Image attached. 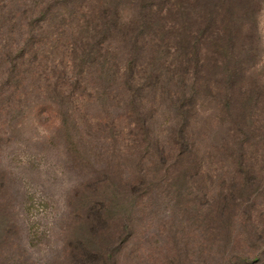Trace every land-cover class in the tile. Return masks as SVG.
Returning a JSON list of instances; mask_svg holds the SVG:
<instances>
[{"label":"trees","instance_id":"trees-1","mask_svg":"<svg viewBox=\"0 0 264 264\" xmlns=\"http://www.w3.org/2000/svg\"><path fill=\"white\" fill-rule=\"evenodd\" d=\"M253 1L0 0V9L26 12L20 16L30 20L27 27L32 28V39L20 56H43L38 70L45 67L40 81L44 95L71 98L76 89L83 102L127 106L121 116L134 118V129L143 137H134L130 147L144 149L142 159L149 162L136 176L140 184L131 193L152 195L166 184V196L179 197L183 192L185 200L190 194L209 196L215 202H201L195 207L185 203V213L194 215L186 221H197L208 231L228 230L231 234L235 230L233 218L239 216L240 225L245 226L251 216L245 205L255 192V183L257 191L261 187L259 193L264 194V125H257L256 114L264 78L253 72L259 64L255 46L258 23L245 21L255 14L257 5ZM17 17L15 14L12 20ZM45 31L51 35L47 37ZM18 46L12 44V51ZM19 65L14 64L15 68ZM21 77L18 84L26 79L32 85L37 83L33 72ZM207 98L219 102L218 112L229 124L222 145L216 147L226 165L220 173L212 166L214 174L205 165L214 153L201 146L208 129L204 127L201 137L195 130L199 102ZM57 105L61 108L63 102ZM162 106L170 112L164 126L170 145L154 152L155 148H150L152 118L160 114ZM108 171L105 177L109 191L102 195L110 198L103 199L101 207H91L100 224L106 222L108 202L121 201L116 196L125 195L123 189L130 185V177L122 175L117 183ZM214 178L220 189L216 195L211 188ZM95 182L100 188L93 196L100 199L102 183L99 178ZM120 210L125 216L132 212L125 203ZM261 221L262 227L256 226L260 231L255 235L259 242H252L248 251L256 260L264 253V216ZM233 243L236 245V241ZM234 247L229 251L231 256ZM233 257L248 260L245 256Z\"/></svg>","mask_w":264,"mask_h":264},{"label":"rangeland","instance_id":"rangeland-1","mask_svg":"<svg viewBox=\"0 0 264 264\" xmlns=\"http://www.w3.org/2000/svg\"><path fill=\"white\" fill-rule=\"evenodd\" d=\"M253 3L257 5L255 14L245 21L258 23L255 46L259 64L253 72L264 78V0L259 6L258 0ZM23 13L0 9V264H261L264 253L257 260L248 254L252 242H259L255 240L260 231L256 226L262 227L264 216V194L259 193L261 187L257 191L258 183L245 205L251 215L247 224L240 225L239 216L233 218L231 227L235 230L231 234L228 230L208 231L197 221H186L194 215L185 213V203L195 207L201 202H215L209 196L190 194L186 200L184 192L179 197L166 196V184L152 195L131 193L140 184L136 176L149 162L142 159L144 149L130 147L134 137H143L134 129V118L121 116L127 106L83 102L76 89L71 98L44 95L40 81L45 67L38 70L43 56H20L32 39V28L27 27L30 20L20 16ZM15 14L18 17L12 20ZM44 35L49 37L51 32ZM12 44L19 46L12 51ZM53 56L59 57L55 53ZM16 62H20L18 68ZM31 72L36 84L27 79L18 84L21 76ZM259 92L262 99L256 114L257 125L262 126L264 87ZM55 101L63 102L61 108ZM218 104L216 99L200 100L195 130L201 137L208 129L201 146L214 154L207 157L205 165L208 169L218 167L220 173L226 163L216 147L222 145L229 124L219 114ZM165 109L162 106L160 114L152 118L150 148H155L154 152L170 145L164 131L170 112ZM106 170L117 183L122 175L130 177V185L123 189L125 195L116 196L121 201L108 202L106 222L100 224L91 207H101L103 199L110 198L102 195L109 191ZM210 171L214 174L213 168ZM98 178L103 190L100 199L93 196L100 188L95 184ZM214 180L211 188L216 195L220 189L218 180ZM122 203L132 209L130 215L122 213ZM232 246L233 256L248 260L229 255Z\"/></svg>","mask_w":264,"mask_h":264}]
</instances>
